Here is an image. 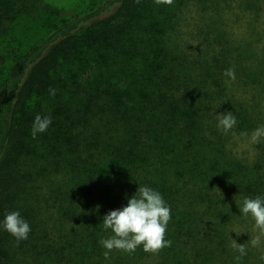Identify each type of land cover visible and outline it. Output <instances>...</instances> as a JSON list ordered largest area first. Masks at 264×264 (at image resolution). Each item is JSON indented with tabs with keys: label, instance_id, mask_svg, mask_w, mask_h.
Instances as JSON below:
<instances>
[{
	"label": "trees",
	"instance_id": "1",
	"mask_svg": "<svg viewBox=\"0 0 264 264\" xmlns=\"http://www.w3.org/2000/svg\"><path fill=\"white\" fill-rule=\"evenodd\" d=\"M232 1H93L64 19L43 0H0V264H264V235L253 246L255 220L239 210L264 198V136L251 156L234 145L264 126V48L224 27ZM263 2L242 4L257 15ZM190 7L205 20L195 45L181 28ZM37 115L52 123L33 138ZM139 186L170 206L172 244L105 259L103 217ZM11 211L27 239L3 228ZM235 225L246 236L231 237Z\"/></svg>",
	"mask_w": 264,
	"mask_h": 264
},
{
	"label": "clouds",
	"instance_id": "2",
	"mask_svg": "<svg viewBox=\"0 0 264 264\" xmlns=\"http://www.w3.org/2000/svg\"><path fill=\"white\" fill-rule=\"evenodd\" d=\"M137 3L140 0H136ZM157 5H172L173 0H155ZM224 76L235 80V69L229 68L223 73ZM50 95H55L56 90L49 89ZM52 123L51 116L37 115L34 119L31 129V135L36 138L38 133L47 131ZM237 123L236 117L232 112H227L219 118L217 127L222 128L225 134L229 132ZM264 136V126L258 128L253 133L251 140L258 143ZM244 216L254 218L256 226L264 235V198L257 196L255 198H245L243 206L239 209ZM171 219L170 206L166 204L160 192L147 187L139 186L131 199H128L127 206L120 209L111 210L103 217V227L105 230L111 229L114 233L108 239H102L100 244L106 249L105 259L109 258L111 251L122 250L126 253H134L138 246H143L146 253L157 254L165 247H170L171 240L165 239L166 228ZM3 228L9 232L18 241L28 238L31 231L30 225L22 218L19 211H11L5 215ZM253 246H258L260 238H253ZM237 251L239 261L246 255V249L243 244H238Z\"/></svg>",
	"mask_w": 264,
	"mask_h": 264
},
{
	"label": "rangeland",
	"instance_id": "3",
	"mask_svg": "<svg viewBox=\"0 0 264 264\" xmlns=\"http://www.w3.org/2000/svg\"><path fill=\"white\" fill-rule=\"evenodd\" d=\"M45 3L58 8L61 12V17L64 19L75 17L79 14L85 13L93 6L92 2L96 1V6L100 5L105 0H43ZM243 0H233L230 6L224 9L222 18L224 27L230 34L240 42L245 44L250 38H253L255 50L264 48V2L263 8L259 14L256 11H251L242 4ZM211 14V13H210ZM181 28L185 32V36L192 44H197L199 40L191 39L192 32H197L198 27H205V20L201 18L196 8H191L184 14V19ZM16 31V35L21 37ZM196 34V33H195ZM197 37V36H196ZM186 39V40H187ZM2 47H0V52ZM234 145L237 146L236 150L245 156H251L254 151L252 149L253 142L248 136L237 137ZM254 234H251V239L258 237L261 231L257 226L252 227ZM244 226L235 225L234 232L231 237H244ZM257 233V234H256ZM236 241V240H234ZM264 251V246H262Z\"/></svg>",
	"mask_w": 264,
	"mask_h": 264
}]
</instances>
